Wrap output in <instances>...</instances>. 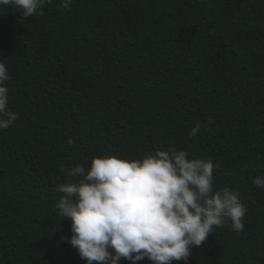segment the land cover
I'll use <instances>...</instances> for the list:
<instances>
[{
  "label": "trees",
  "instance_id": "obj_1",
  "mask_svg": "<svg viewBox=\"0 0 264 264\" xmlns=\"http://www.w3.org/2000/svg\"><path fill=\"white\" fill-rule=\"evenodd\" d=\"M0 62L19 116L0 129V264H86L56 209L68 172L172 149L210 159L215 190L247 211L243 231L215 227L171 264H264V0H51L27 18L4 6Z\"/></svg>",
  "mask_w": 264,
  "mask_h": 264
},
{
  "label": "clouds",
  "instance_id": "obj_2",
  "mask_svg": "<svg viewBox=\"0 0 264 264\" xmlns=\"http://www.w3.org/2000/svg\"><path fill=\"white\" fill-rule=\"evenodd\" d=\"M51 0H0L19 10L24 18L39 16ZM72 0H60L70 10ZM10 79L0 62V129L19 118L9 110ZM199 133L191 129L190 137ZM72 141L69 140V144ZM185 150H157L139 159L100 155L89 167L76 165L68 172L76 178L58 186L56 209L70 220L68 243L86 264H119L123 258L136 264L147 258L153 264L187 261L193 246L202 245L215 227L231 223L243 231L246 207L238 192L214 188L215 165L192 157ZM252 183L264 189V175ZM63 239V237H62Z\"/></svg>",
  "mask_w": 264,
  "mask_h": 264
}]
</instances>
